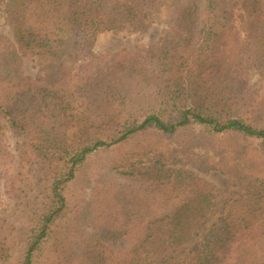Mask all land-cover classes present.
<instances>
[{
  "label": "trees",
  "instance_id": "obj_1",
  "mask_svg": "<svg viewBox=\"0 0 264 264\" xmlns=\"http://www.w3.org/2000/svg\"><path fill=\"white\" fill-rule=\"evenodd\" d=\"M2 7L0 116L26 140L11 158L0 127V264H264V97L245 82L249 64L264 76L259 0ZM154 25L155 44L95 51ZM188 146L227 190L188 168Z\"/></svg>",
  "mask_w": 264,
  "mask_h": 264
},
{
  "label": "rangeland",
  "instance_id": "obj_2",
  "mask_svg": "<svg viewBox=\"0 0 264 264\" xmlns=\"http://www.w3.org/2000/svg\"><path fill=\"white\" fill-rule=\"evenodd\" d=\"M260 5L264 7V0H259ZM163 34V27L161 25H154L148 31V33H135L130 31L125 32H106L101 34L96 42L95 51L96 52H105V51H117L122 47L129 48L130 50H135L136 48L142 46H148L151 44H155L159 41ZM11 43H14L13 34L11 29L6 24L4 8L0 9V50L8 47ZM40 61L37 56L28 55L24 58L23 61V71L24 73L32 78H36L40 73ZM245 73V82L247 86L255 92H258L261 96L264 97V76L256 70L250 64L246 66ZM0 127L4 131L3 142L10 153V157L15 156L16 149L26 140L24 135L19 134L13 128L10 127V123L0 116ZM186 140H188L186 138ZM194 140L191 144H195ZM175 143H177L175 141ZM258 143H256L255 147H257ZM185 153L188 154L189 160H191V165L188 168L196 173L202 179H205L213 184H215L218 188L223 190H227L230 186V175H223L218 171L210 170L208 165L204 163L202 160L208 157H214L213 153L204 150L197 149L196 147L191 148L190 146L183 149ZM106 156H94L89 160L88 170L90 172H94V170L98 173L99 170L97 167H102ZM224 158H226L224 156ZM7 164V168L10 170V162ZM96 168V169H95ZM235 169H242L239 163L235 164ZM103 172V170H102ZM104 174H107V168L104 166ZM10 176V175H9ZM9 178V177H7ZM88 196H90L88 194ZM7 207V205H6ZM72 208V206H71ZM74 209V207H73ZM216 217L214 220H217ZM191 249L197 252L198 244H194L191 246Z\"/></svg>",
  "mask_w": 264,
  "mask_h": 264
}]
</instances>
